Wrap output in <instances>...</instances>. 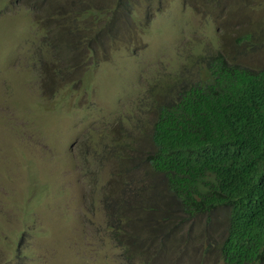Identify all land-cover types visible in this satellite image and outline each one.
Wrapping results in <instances>:
<instances>
[{
    "label": "rangeland",
    "instance_id": "374dc122",
    "mask_svg": "<svg viewBox=\"0 0 264 264\" xmlns=\"http://www.w3.org/2000/svg\"><path fill=\"white\" fill-rule=\"evenodd\" d=\"M218 55L264 69V0H0V264H225L148 162Z\"/></svg>",
    "mask_w": 264,
    "mask_h": 264
},
{
    "label": "trees",
    "instance_id": "16d2710c",
    "mask_svg": "<svg viewBox=\"0 0 264 264\" xmlns=\"http://www.w3.org/2000/svg\"><path fill=\"white\" fill-rule=\"evenodd\" d=\"M205 68L159 106L148 162L188 217L229 211L225 264H264V69L221 55Z\"/></svg>",
    "mask_w": 264,
    "mask_h": 264
}]
</instances>
